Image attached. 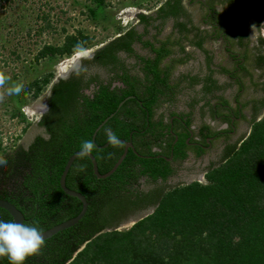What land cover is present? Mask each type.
I'll return each mask as SVG.
<instances>
[{
  "label": "trees",
  "instance_id": "1",
  "mask_svg": "<svg viewBox=\"0 0 264 264\" xmlns=\"http://www.w3.org/2000/svg\"><path fill=\"white\" fill-rule=\"evenodd\" d=\"M182 13L180 0H167L154 16L138 15L143 30L130 26L96 48L82 62L87 67L85 73L70 75L79 71V63L52 84V70L28 82L22 94L30 90L31 98L50 84L47 107L34 122L35 131L30 137L0 153L8 161L6 166H0V199L21 212L22 223L45 230L78 213L80 201L60 189L58 178L67 158L81 150L82 141L94 142L91 154L99 173L112 166L123 148L120 140L117 146L108 142L106 129L115 132L118 139L130 141L133 150L128 148L113 173L104 178L92 173L87 156L79 154L73 159L64 185L84 196L86 211L75 224L46 238L40 253L30 256L24 264H264V114L253 119L264 107V97L252 107L248 134L227 142L217 165L206 169V183H167L174 168L172 171L163 158L149 157L155 154L150 151L154 136L149 127L146 131L151 133L150 139L145 143L139 138L144 132L139 130H145L150 122L143 114L136 117L132 112L142 92L127 82L125 58L141 60L136 43L152 48V43L141 37L149 28L156 34L161 31L168 15L174 18V26L186 31L185 22L175 21ZM165 40L153 50L155 61L150 72L155 79V64L169 52ZM77 41H86V47L90 38L76 29L64 35L60 44L43 43L33 60L39 63L48 57H69ZM171 60L175 63V58ZM112 81H120L121 85H112ZM161 83V93L165 94V80ZM176 91L173 89V95ZM151 96L149 103L156 100ZM19 114L24 122L21 131L25 132L31 123L23 113ZM109 114L112 116L92 139L96 126ZM180 144L177 154L181 159L185 152L183 142ZM141 177L151 184L149 188L139 186ZM157 178L160 181L156 182ZM149 209L151 212H147ZM137 216L141 217L118 229ZM0 220L12 221L2 208ZM0 264L9 262L3 257Z\"/></svg>",
  "mask_w": 264,
  "mask_h": 264
},
{
  "label": "flooded vegetation",
  "instance_id": "2",
  "mask_svg": "<svg viewBox=\"0 0 264 264\" xmlns=\"http://www.w3.org/2000/svg\"><path fill=\"white\" fill-rule=\"evenodd\" d=\"M222 1L229 4V11L218 12L215 8L209 7L206 0H180L183 13L178 15L175 21L185 22L186 31L180 29L179 26H174V18L168 15L163 20L164 26L161 31L156 34L153 28L148 27V31L141 37L142 41L151 42L152 48L136 43L135 48L142 59L135 60L133 56L125 58L127 82L135 84L136 89L139 86L142 90L143 86L150 88L147 93L143 90L142 95L138 98L140 114L134 110L135 108L132 112L136 117L143 114L147 123L150 122L145 125V128L149 127L148 131H152L154 136V144L151 145L150 151L155 154L148 156L154 159L163 158L172 171L174 168V172L166 178L172 186L174 183L178 184L184 181L185 184L186 179L181 177L180 172L187 176L190 169H196L198 172L194 175L189 174L188 177L194 176L193 179L197 182H199L197 180L199 176L205 178L206 169L217 163L211 161L209 157L199 160L198 163L195 162L196 159L216 151L218 158L227 142H233L238 137L244 138L249 132L253 118L252 107L264 97V80L256 82L252 79V72H257L258 68L264 67V58L259 60L260 56L264 57V53L259 54L247 65L244 57L238 53V49L244 45L249 44L255 48L258 44H264V2L261 0ZM165 2L167 0L150 2L149 5L143 3L142 5L146 8H143L140 13L154 16L162 3ZM187 5L188 7L195 6L194 11L191 8L188 10ZM248 11L249 13L244 18ZM194 12L198 13L197 19L194 18ZM253 24L257 28L252 33L250 26ZM130 26L136 27L139 31L143 30L142 25L138 24V17L136 22L131 23ZM238 33L241 34L238 35ZM177 34L179 38L176 37ZM201 34H204L207 40L200 41L198 37ZM165 39H167L165 48H168L169 52L155 64L157 67L155 74L158 75L155 79L150 72L151 65L148 64L155 61L153 50L158 49L159 43L166 41ZM201 47L205 49V53L197 54V51H201ZM172 58H175V63H172ZM205 58L210 61V67L215 66L216 68L214 72L212 71L215 80L196 82L194 77L205 75L204 71H201L203 63L205 64ZM256 59L257 63H255ZM259 62L262 63L259 64ZM75 67L68 68V73ZM173 67L177 69V72L172 76ZM198 67L199 70L195 71L194 68L197 70ZM179 74H182L183 80L191 84L184 85L185 82H181ZM163 80L167 87L164 89L165 94L161 93ZM111 84L121 85L120 81H112ZM194 84H201V87L203 85L210 86V90L217 93H215L217 95L215 100L210 104L211 108L205 109L201 99H198L193 90ZM247 86L249 87L248 94L259 92L260 96L256 99L244 97V89ZM173 88L177 89L174 95ZM90 89L91 87L88 90ZM178 89L186 92H179ZM151 90H155L156 100L149 103ZM131 96L133 97V95ZM44 100L46 102V96ZM218 102L221 104L218 105ZM148 105L149 107H147ZM217 106H219L218 110ZM263 110L264 107L260 113ZM259 114L253 119L256 120ZM178 124L180 125L176 126ZM146 130L147 128L139 130L140 132L144 131L141 133L143 138L141 140L145 143L150 139L148 136L151 135ZM211 132H218V134L212 135ZM180 142H183L182 149L185 152V157L181 159L177 154L178 148L181 147ZM193 164L196 165L193 167ZM158 181H160L159 178L156 179V182ZM139 186L145 189L149 188L151 184L146 182L145 177H141Z\"/></svg>",
  "mask_w": 264,
  "mask_h": 264
},
{
  "label": "rangeland",
  "instance_id": "3",
  "mask_svg": "<svg viewBox=\"0 0 264 264\" xmlns=\"http://www.w3.org/2000/svg\"><path fill=\"white\" fill-rule=\"evenodd\" d=\"M8 1L7 4L3 0H0V71H3L6 75L11 77L9 84L13 82L23 83L25 89L28 82L38 77L41 72L52 70L53 73H57V66L59 63L73 55L72 53L69 57L58 59L48 57L40 59L39 63H37L33 60V55L43 43L52 45L60 44L64 35L73 34L76 29H78L82 34L90 38L86 47L92 54L100 44L106 42L118 32H121L124 26L126 27L134 22V20H130L132 22H128L126 25L121 24L122 20L125 21L132 17V14L126 13L125 10L132 12L134 8H146L142 5L143 3L149 5L148 3L159 0ZM261 1L264 2V0ZM4 3L6 5L2 6ZM216 8L218 12L223 10L229 11L228 6L225 4H220V6H216ZM90 10H92V12H90ZM197 17L198 15L195 19H197ZM238 50V53L244 57L247 65V63L251 62L255 57L259 56V54L264 53V44H258L255 48L248 44L240 47ZM148 65L150 66L151 63ZM194 69L196 70V68ZM173 71L172 69V76L174 73ZM252 73V79L256 82L264 80V67L258 68L257 72L253 71ZM47 86L35 98L30 97L29 94L31 91L29 90L28 93H21L19 97H8L5 95V99L0 102V153L3 149H9L14 142L19 143L21 139L25 140L34 133L35 129L33 123L38 116V112L36 111L39 107L41 108L43 106L44 97L47 94ZM124 86H127V84ZM149 89V87L143 86L144 92L147 93ZM138 90L140 92L143 91L142 88L140 89V86ZM244 90L245 93L243 95L246 98L252 97L256 99L260 96L259 92L248 94V86L245 87ZM2 92H4V90L0 89V93ZM153 92L155 93V90H151L149 99L152 97L151 95L156 96ZM137 103L138 105L134 110L140 114L139 102ZM220 104L221 102H218V105ZM218 107L219 106H217V110L219 109ZM22 111L25 112L28 119H32L30 122L31 125L26 128L25 132L21 131L24 122L19 113H22ZM12 114H14V116ZM263 114L264 110L256 119L260 118ZM179 125L180 124L176 126ZM18 135H20V137L16 140V136ZM139 138L143 139L142 134ZM205 157H209L214 163L218 161L216 151L197 158L195 162L198 163L199 160ZM204 162H206V160H204ZM195 165L196 164H193L192 166L194 167ZM195 170L196 169H190L187 176L184 173L182 174V172H180V175L182 178L186 179L187 183L195 180L193 179L194 176L188 177L189 174L194 175L198 172V170ZM197 180H199V183H206L207 181L206 178H202V176H199ZM166 182L169 183L167 180ZM180 187H182V185ZM151 210L152 209H149L147 212H151ZM129 225L128 222H124L119 225L118 229L126 228Z\"/></svg>",
  "mask_w": 264,
  "mask_h": 264
},
{
  "label": "clouds",
  "instance_id": "4",
  "mask_svg": "<svg viewBox=\"0 0 264 264\" xmlns=\"http://www.w3.org/2000/svg\"><path fill=\"white\" fill-rule=\"evenodd\" d=\"M226 5L229 6L228 4ZM216 6H220V4ZM215 9L217 11V8ZM142 10L143 8H134L132 12H130L129 10H125L126 13L128 12L132 14V17L128 20L126 19L125 21L122 20L121 24L126 25L128 22H132L130 20H134V22H136V19L138 15L141 14L140 11ZM128 26L126 27L124 26V29L121 31V33L125 31L128 28ZM250 27L252 29V33H253V30L257 28L255 24L251 25ZM119 33L120 32L112 36L110 39L119 35ZM104 43L100 44V46H102ZM85 44H86V41H77L76 44L73 45V55L75 56V62L80 63V68H79V71L70 73V75L79 76L87 71V67L84 66L82 62L85 59H88L91 53H90V50L87 47H85ZM100 46H98L97 48H99ZM57 73H58V69H57ZM57 73H54L53 78L56 76ZM10 80H11L10 76L6 75L3 71H0V89L4 90V92L0 93V102H2L5 99V95L8 97H13V96L19 97L20 94L24 91L23 83L13 82L9 84ZM49 86L50 84L47 86L48 91H49ZM43 102H45V100ZM39 108L36 111L38 112V116L35 119V121L38 120L41 114ZM22 113L24 114L25 118L31 122L32 119L30 118L28 119L24 111H22ZM105 134L110 144L114 146H117L120 144V141L116 133L113 132L110 128L106 129ZM94 148H95L94 142L89 141V140L82 141L80 145L81 157L89 155L93 151ZM7 163H8L7 159H5L4 156L0 155V166H6ZM81 170H83V166H81ZM192 181H195V180H192ZM134 218H130V219H134ZM128 221L129 219L126 222ZM44 246H45L44 235L38 225H35V224L28 225L22 222H16V221L6 222L3 220H0V258L6 257L9 264H24V262L30 256L38 255Z\"/></svg>",
  "mask_w": 264,
  "mask_h": 264
},
{
  "label": "water",
  "instance_id": "5",
  "mask_svg": "<svg viewBox=\"0 0 264 264\" xmlns=\"http://www.w3.org/2000/svg\"><path fill=\"white\" fill-rule=\"evenodd\" d=\"M69 67L68 68H73L75 66L78 65V62H75V57H73L72 61L69 63ZM66 69V71L62 72H58L56 74V76L53 78V80L51 81L50 84L56 82L59 78H64L66 77L69 69ZM48 92V90H47ZM122 102H120L117 106H120ZM46 103L43 102V106L40 109V112L44 111L46 109ZM110 116H112V114H109L106 118H104L94 129L91 138L93 139L95 132L100 128V126L107 120V118H109ZM120 141L123 142V148L122 151L120 153V155L117 157V159L115 160V162L112 164V166L104 173H99L97 170V166H96V162L94 160L93 155L90 153L89 155H87V157L90 160V164H91V169H92V173L97 177V178H104L107 177L108 175H110L111 173H113V171L116 169V167L120 164V162L122 161V159L124 158V156L126 155L127 149L131 148L132 149V144L130 141H124L122 139H119ZM108 144V142L104 143L102 146H106ZM133 150V149H132ZM81 150H76L74 151L65 161L64 166L62 168V171L59 175L58 178V185L60 187V189L69 196L75 197L80 201L81 207L80 210L78 211V213L71 217L68 218L62 222H59L57 224H54L48 228H46L45 230H42L43 235H44V239L50 237L51 235L55 234L56 232L63 230L73 224H75L84 214V212L86 211V207H87V202L84 198V196L79 193L78 191H75L73 189H69L64 185V178L66 175V172L71 164V162L73 161V159L80 154ZM0 208L4 209L9 216L11 217L12 221H16V222H22L23 221V216L21 214V212L10 202L6 201L5 199H0ZM144 215V214H143ZM139 217H136L134 219H129L128 224H132L134 223Z\"/></svg>",
  "mask_w": 264,
  "mask_h": 264
},
{
  "label": "crops",
  "instance_id": "6",
  "mask_svg": "<svg viewBox=\"0 0 264 264\" xmlns=\"http://www.w3.org/2000/svg\"><path fill=\"white\" fill-rule=\"evenodd\" d=\"M206 2H207V4L209 5V7H211V8H216V5H218V4H227L225 1H222V0H206ZM229 5V4H228ZM194 11V8H195V6L194 7H188V5H187V9L188 10H191V9ZM203 13V12H202ZM198 15V13H196V12H194V18L196 17ZM176 37L177 38H179V35L177 34L176 35ZM198 38H200V41H205V40H207V37L204 35V34H201V36L200 37H198ZM202 46H205L204 44H202ZM204 50L205 49H203L202 47H201V51H197L196 53L197 54H200V53H205L204 52ZM199 58H201L202 59V57L201 56H199ZM216 68H215V66H213V67H210V61H208V58H205V64L203 63V65H202V69H201V71L203 70L204 71V73H205V75L202 77H194V81H196V82H201L202 83V81H204V80H206V81H209L210 79H213V80H215L214 79V75H213V73H212V71L214 72V70H215ZM173 72L174 73H176L177 72V69L175 68L174 69V67H173ZM199 70V67L197 68V70H195V71H198ZM180 75V77H181V82H185V83H183L184 85H186L188 82L187 81H185V80H183L182 79V74H179ZM188 84H191V83H188ZM207 85H210V84H208L207 83ZM219 85V84H218ZM219 87H220V85H219ZM193 90H194V92H195V94H197L196 96L198 97V99H201V101H202V104L205 106V109L206 108H209V106H210V104L212 103V101H214L215 99V97L217 96L213 91H211L210 90V86H206V85H203V87H201V84H197V85H195L194 84V86H193ZM173 89H175V88H173ZM177 90V89H176ZM179 90V89H178ZM179 92H186V91H180L179 90ZM208 95V96H207ZM180 97V96H179ZM211 108V107H210ZM206 111V110H205Z\"/></svg>",
  "mask_w": 264,
  "mask_h": 264
},
{
  "label": "bare ground",
  "instance_id": "7",
  "mask_svg": "<svg viewBox=\"0 0 264 264\" xmlns=\"http://www.w3.org/2000/svg\"><path fill=\"white\" fill-rule=\"evenodd\" d=\"M263 32H264V30H263ZM73 57V56H72ZM72 57H70V58H68V59H66V60H63L60 64H59V66H58V70L60 71V72H64V71H66V69L69 67V63L72 61Z\"/></svg>",
  "mask_w": 264,
  "mask_h": 264
}]
</instances>
